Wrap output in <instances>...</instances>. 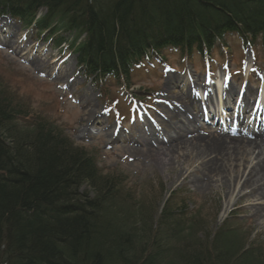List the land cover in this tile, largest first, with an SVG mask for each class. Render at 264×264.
<instances>
[{
  "label": "trees",
  "instance_id": "obj_1",
  "mask_svg": "<svg viewBox=\"0 0 264 264\" xmlns=\"http://www.w3.org/2000/svg\"><path fill=\"white\" fill-rule=\"evenodd\" d=\"M0 17L67 45L100 91L114 83L132 98L136 76L171 55L214 59L233 38L264 54V0H0ZM14 101L0 82V264H247L255 253L232 254L223 228L211 243L184 238L174 197L157 221L134 223L118 177Z\"/></svg>",
  "mask_w": 264,
  "mask_h": 264
},
{
  "label": "rangeland",
  "instance_id": "obj_2",
  "mask_svg": "<svg viewBox=\"0 0 264 264\" xmlns=\"http://www.w3.org/2000/svg\"><path fill=\"white\" fill-rule=\"evenodd\" d=\"M228 46V53H215V59L219 66L231 61L232 71L228 68L225 72L231 81L228 94L234 102L237 94L246 90L243 105L246 112L252 107L253 97L247 95L250 89L245 88L247 74L237 69L256 63L262 69L252 70L249 79L252 84L261 82L259 76L264 77V54L260 48L254 53L244 50L235 38L229 40ZM169 62L174 66L172 71L156 66L148 73L137 75L140 84L133 89L139 91L138 97L145 103L129 102V95L116 84L100 91L79 73L76 55L68 46L57 48L56 40H47L46 34L38 36L33 28H24L9 18L0 19V82L14 102L63 129L74 147L94 153L102 174L118 177V182L123 183V197H126L124 211L131 216V221L139 222L147 213L157 221L165 203L174 197L176 206L184 201L187 207L188 217L185 225L180 227L185 231V234L180 233L184 238L187 235L196 242L208 238L211 243L213 237L210 236L223 228L224 232L230 231L224 245L232 254L238 255L239 251L254 244L255 253L248 257L247 264H264V199L255 197L254 189L245 185L249 171L264 158V147L250 148L238 160L228 161L223 179L212 174L207 186L202 185H206L208 178L204 168L212 157L209 154L201 157L199 146L195 145L196 149L192 150L183 149L182 145L165 152L168 157H160L166 168L161 170L156 165L153 151L162 148L157 142L167 138L169 146L170 139L184 133L186 140L194 139L180 126V120L195 119L184 93L198 83V78L202 83L204 80V75L197 69L190 82L184 80L185 84L180 83L185 79L187 68L193 67L191 63L202 67L204 62L198 57L188 64L186 59L181 62L178 55H171ZM220 74L224 73L221 71ZM172 78L175 84L169 83ZM230 105L232 107L233 103ZM176 111L182 116L175 120L179 123L178 132L169 129L168 125ZM90 113L97 117L95 123L85 122ZM197 121L202 124L200 113ZM194 127L191 129L197 128ZM119 129L127 142L116 141L118 135L115 134ZM198 130L197 137L228 135L213 127ZM243 137L255 139L250 135ZM134 142L149 146L140 148L134 146ZM84 190L90 191L87 187H83Z\"/></svg>",
  "mask_w": 264,
  "mask_h": 264
},
{
  "label": "bare ground",
  "instance_id": "obj_3",
  "mask_svg": "<svg viewBox=\"0 0 264 264\" xmlns=\"http://www.w3.org/2000/svg\"><path fill=\"white\" fill-rule=\"evenodd\" d=\"M175 79H169V83L175 84ZM200 82V81H199ZM219 85V87L221 88L222 86V80L220 79L217 83ZM230 86V85H229ZM202 86H199V92H201L202 95ZM170 88V87H167ZM207 91V90H206ZM213 93V91H212ZM186 95V98L188 100L187 106H190V109L193 111V113H196V109H197V104H198V99L197 96L192 95V93L190 92H186L184 93ZM209 94V92H208ZM215 94V92H214ZM217 94V93H216ZM243 94L245 95V93L243 92ZM247 95L253 96L255 95L254 92L252 90H250V92H248ZM249 96V97H250ZM260 101L262 102V107L263 106V99H264V95L262 97H259ZM222 101V100H221ZM251 101V100H250ZM249 101V103H250ZM204 102V100H203ZM207 103H209V99L208 101H205ZM219 107V105H218ZM221 107V106H220ZM260 107V105H259ZM259 110V109H258ZM247 113H249V111H247ZM262 113L264 115V109H262ZM179 112H174V116L172 118V120L170 122H168V125H170V128H174L177 131V129L179 130V127L177 126L179 123H175V120L179 119V117H182L179 115ZM94 116V117H93ZM225 116V115H224ZM227 116V115H226ZM196 117V116H195ZM229 117V116H228ZM227 118V117H226ZM97 121L95 115L91 113L87 116V121H85L86 123H95ZM180 122L182 123L180 126L184 129H186L187 131V136L192 135V137H194V139L192 140V138L189 140L185 139V135L181 134L176 136L175 139H170V144L168 146V143H162V142H157L158 146H162V148L158 149L157 151H153V154L155 156V162L156 165L158 166L159 169L164 170L166 168V163L163 159H161L160 156H166L168 157L167 153L171 150L173 151L175 148L178 149V147L180 146H184L183 149H196V146H199L198 148H200V152L199 154H201V157L206 156L207 154H209L212 159H210L207 164L205 165L204 171L205 174L207 175V179H206V185L202 184L203 186H207L208 181L210 180V177L212 176V174L214 176H218L219 178L221 177L223 179L224 175V169L226 168V163H228V161L233 162L238 160L241 156H244V152H246V150H249L250 148H254L256 150H258L259 147H264V133H262L261 135H252L249 133V135L253 138H247V137H243L245 136H249L248 134H242V133H229L228 135H219V136H215V137H197V135L199 134V131H188L190 124L192 123V121H190V119H186V120H180ZM240 124V123H239ZM193 128V127H191ZM169 133V132H168ZM243 135V136H241ZM117 139V138H116ZM121 139V140H120ZM115 140V139H114ZM113 140V141H114ZM126 140H128L126 137H124L122 134L118 135V139L116 141H120V142H127ZM135 145L137 147L140 148H145L147 146H144L140 143H136L134 142ZM137 144V145H136ZM166 147H168V149H165ZM150 148V147H149ZM152 148H155L154 146H152ZM145 152L143 151V156H145L144 154ZM151 154V152H150ZM149 154V157L151 156ZM147 155V154H146ZM139 156V155H137ZM245 185H249L250 187H252L254 189V195L255 197H261V199H264V158L261 159L257 164H255V166L249 171L248 174V179L246 180Z\"/></svg>",
  "mask_w": 264,
  "mask_h": 264
}]
</instances>
